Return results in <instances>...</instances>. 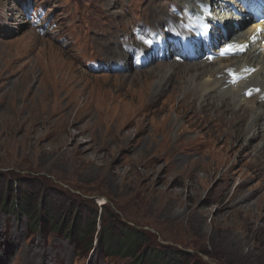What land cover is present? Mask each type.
Returning a JSON list of instances; mask_svg holds the SVG:
<instances>
[{
    "label": "rangeland",
    "instance_id": "1",
    "mask_svg": "<svg viewBox=\"0 0 264 264\" xmlns=\"http://www.w3.org/2000/svg\"><path fill=\"white\" fill-rule=\"evenodd\" d=\"M177 1L0 0V264H134L99 242L109 226L119 236L124 225L145 235L135 256L169 251L160 264H264V158L193 127L191 144L176 142L185 153L170 154L161 124L176 106L135 115L138 97L120 93L136 86L128 78L117 89L122 76L178 57L158 48L159 38L178 39L168 29L145 36ZM243 10L220 14L226 39L258 21ZM141 37L158 44L141 57L148 65L135 60ZM211 45L198 60L218 56L222 44ZM126 60L133 63L124 69L102 66ZM23 195L38 209L34 228L25 212L2 207ZM50 216L94 228L65 237Z\"/></svg>",
    "mask_w": 264,
    "mask_h": 264
},
{
    "label": "bare ground",
    "instance_id": "2",
    "mask_svg": "<svg viewBox=\"0 0 264 264\" xmlns=\"http://www.w3.org/2000/svg\"><path fill=\"white\" fill-rule=\"evenodd\" d=\"M193 1L178 0L173 12L163 17V23H161L163 25L157 26L158 24L155 25L152 21L150 30L148 29L145 33V36L149 34L152 36L150 39L154 40L156 37L165 35L167 29L171 34L177 35L178 39L171 42L164 37V46L169 49L164 57L173 56L171 55L173 53L175 56L179 54L180 57L172 58L156 66H148L149 68L135 71L131 75L122 76L124 80L120 81L118 90L124 89V81L128 78V83L136 86V89H126L125 92L120 93V96L138 97L140 105L135 115L147 116L151 113L155 115L166 105L172 104L171 111L176 106L173 110L174 117L170 118L167 115L161 124L166 129L169 143L167 151L170 154L180 150L176 145L177 140H184L186 145L190 143L192 138L188 136L186 128L193 127L198 129L197 134H207L215 140L225 139L231 146L238 145L240 151L246 150V154L249 151H255L264 158V31H257L258 28L264 29V0H241L247 5L246 8L251 7L253 16L258 17V21L254 22L248 31L239 33L229 40L218 27L213 26L209 32L188 42L187 37L195 31ZM231 4L236 6L240 14L245 11L243 10L245 6L237 0H210V9L205 10L209 15L214 16L215 20L222 19L220 14H223L225 10L228 11L227 14L233 11ZM234 13L237 14V12ZM236 17L234 15V18ZM223 28L227 30L226 26ZM181 40L183 42H180ZM113 43L110 42L107 46L110 54H117L118 59L115 60H119L118 55L121 53L114 52L117 45ZM214 43L222 44L217 51H214V54L218 56L198 60L204 54L209 57V45ZM233 44L243 46V51L229 55L221 54L228 45ZM148 45L143 40L136 45L135 60L138 59L137 62L141 60L143 63L146 62V65L150 63L147 60L144 62L145 58L141 57L146 54L149 56L158 44L151 43L149 47ZM175 45L180 47L174 52ZM99 46L102 45L99 44ZM223 58L224 64L222 63ZM183 59L193 61L183 62ZM132 63L126 60L123 66L130 67ZM72 71L75 72L73 69ZM260 97L263 99L259 100ZM160 103H162L161 106H159ZM177 125L179 127L172 135L171 132ZM255 139L259 141L252 146L250 142ZM184 149H186L185 146ZM181 152L185 153L184 150Z\"/></svg>",
    "mask_w": 264,
    "mask_h": 264
},
{
    "label": "trees",
    "instance_id": "3",
    "mask_svg": "<svg viewBox=\"0 0 264 264\" xmlns=\"http://www.w3.org/2000/svg\"><path fill=\"white\" fill-rule=\"evenodd\" d=\"M30 198L28 195H23L19 201H12L9 205H6V202L2 203V207L6 210L11 211H18V212H25L30 220V227L34 228L38 225V218H37V212L38 209L36 207L29 205ZM8 206V207H5ZM50 226L55 231H59L62 233L65 237H71L73 233L76 232V235L78 238H81L82 234L84 232H89L90 229L93 230L94 228V221L89 222L85 225V228H81V226H78V229L74 228L72 225H66V224H59L57 221H55V218L53 216H50ZM74 225V223H73ZM82 233V234H81ZM87 234V233H86ZM102 237H99V242H101L102 247L106 250L108 254H119V255H130L135 257L134 264H143V261H153L152 264H160L162 262V258L164 255L169 254L165 253L164 251H161L160 249H154L151 248L150 251L145 255V258L143 259L142 256H135V249L139 246V244L145 240V235L135 230L134 228L124 225L121 230L119 236H113L111 234V229L109 226V229H106V231L103 232L101 235ZM115 237V239H114ZM143 239V240H142ZM91 243H89V246ZM183 254V253H182ZM169 257V256H168ZM170 257H173L172 255ZM164 258V257H163ZM165 264H179L176 260H166Z\"/></svg>",
    "mask_w": 264,
    "mask_h": 264
},
{
    "label": "snow or ice",
    "instance_id": "4",
    "mask_svg": "<svg viewBox=\"0 0 264 264\" xmlns=\"http://www.w3.org/2000/svg\"><path fill=\"white\" fill-rule=\"evenodd\" d=\"M258 32L264 31V29H257ZM141 39L144 41L145 44H151V41L148 39H144L143 37H141ZM238 51H243V46L241 45H228L225 50L221 53L222 55H229V54H235Z\"/></svg>",
    "mask_w": 264,
    "mask_h": 264
}]
</instances>
